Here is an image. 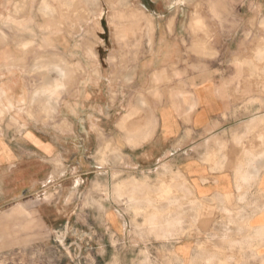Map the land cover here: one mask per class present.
<instances>
[{"label":"crops","instance_id":"obj_1","mask_svg":"<svg viewBox=\"0 0 264 264\" xmlns=\"http://www.w3.org/2000/svg\"><path fill=\"white\" fill-rule=\"evenodd\" d=\"M72 5L0 0V197L58 199L123 262L131 231L134 263L147 248L149 264H264V91L244 102L256 92L231 64L182 74L173 15L153 20L150 54L120 63L102 20L60 14Z\"/></svg>","mask_w":264,"mask_h":264},{"label":"rangeland","instance_id":"obj_2","mask_svg":"<svg viewBox=\"0 0 264 264\" xmlns=\"http://www.w3.org/2000/svg\"><path fill=\"white\" fill-rule=\"evenodd\" d=\"M71 1L75 5L59 8L60 14L65 17L74 14L76 26L91 20L100 29L98 21L102 20V27L112 43L109 47L118 49L117 58L124 64L128 58L135 62L152 52L154 19L161 20L158 25L164 30L162 20L167 27L168 18L175 16L167 31L172 36L171 41L176 43V63L182 65V74L207 76L213 69L218 73V68L235 65L240 69L236 73L251 80L249 84L256 92L243 101L261 102L259 90L264 91V70L259 68L264 58L257 57L255 52L264 46V27L260 24L264 17V0ZM129 8L139 11L136 23L131 24L124 17ZM195 11L201 19L200 29L190 27ZM148 24L152 26L150 40ZM123 29L125 38L121 37ZM47 196L50 201L54 195L48 193ZM21 201L0 197V264H149L147 248L139 253L143 262H138V257L135 263L132 261L131 231L127 232L125 242L130 250L128 260L123 262V245H119L111 232L93 231L95 235L90 239L80 228L84 217L62 215L58 199L53 198L55 208H44L42 201L36 203L31 198L24 199L22 205ZM125 203L132 206L131 199ZM65 219H70L68 225L63 223Z\"/></svg>","mask_w":264,"mask_h":264},{"label":"bare ground","instance_id":"obj_3","mask_svg":"<svg viewBox=\"0 0 264 264\" xmlns=\"http://www.w3.org/2000/svg\"><path fill=\"white\" fill-rule=\"evenodd\" d=\"M260 58V57H259Z\"/></svg>","mask_w":264,"mask_h":264}]
</instances>
